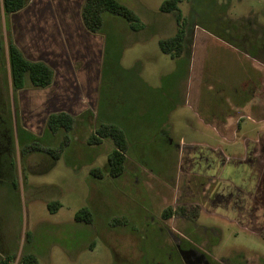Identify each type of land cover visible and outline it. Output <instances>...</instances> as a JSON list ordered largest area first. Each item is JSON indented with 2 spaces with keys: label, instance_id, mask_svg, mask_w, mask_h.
<instances>
[{
  "label": "rangeland",
  "instance_id": "374dc122",
  "mask_svg": "<svg viewBox=\"0 0 264 264\" xmlns=\"http://www.w3.org/2000/svg\"><path fill=\"white\" fill-rule=\"evenodd\" d=\"M116 1L140 18L143 30L132 33L123 20L105 14L100 33L90 34L80 20L82 0H28L9 18L0 0V258L11 257L9 264H19L21 254H32L36 264H169L168 241L144 222L149 216L205 257L264 264V0H179L190 72L182 59L159 50L158 41L177 29L173 15L159 12L165 0ZM10 40L28 60L52 69L48 88L26 83L20 92L11 90ZM221 42L246 56L219 48ZM254 65L263 77L250 75L243 88L225 92L217 83L243 86ZM189 87L192 109L204 100L218 120L229 116L225 97L239 92L251 99L241 110L240 130L228 127L222 134L204 125L187 105ZM59 112L74 120L67 134L46 128L48 115ZM100 123L127 134L119 179L107 175L112 143L88 145ZM165 125L174 147L162 145ZM189 146L218 151L209 155L216 164H194ZM237 159L248 161L242 169H250L245 186L251 193L234 211L235 222L212 212L233 204L226 203L225 186L235 180L230 162ZM94 169L101 176L94 177ZM220 196L223 204L212 206ZM50 203L59 206L55 212ZM189 203L203 208L161 218L166 208ZM139 206L148 212L140 210L138 218ZM82 208L92 213L91 224L74 221Z\"/></svg>",
  "mask_w": 264,
  "mask_h": 264
},
{
  "label": "trees",
  "instance_id": "16d2710c",
  "mask_svg": "<svg viewBox=\"0 0 264 264\" xmlns=\"http://www.w3.org/2000/svg\"><path fill=\"white\" fill-rule=\"evenodd\" d=\"M27 2L28 0H2L4 16L9 18L13 14L18 13L19 11L24 9ZM178 3L179 0H165L159 6V12L164 14H171L174 16L177 29L174 35L166 39H160L158 41V47L163 54L168 55L170 58L178 60L182 59L184 63L186 62V64H188L189 59L185 57L183 58L187 51V22L182 18L181 13L179 12L177 6ZM105 14L123 20L127 26V29L132 33H138L145 27L140 18L132 10L120 4L116 0H82L80 20L84 29L88 33L94 35H98L100 33ZM222 40L229 43L226 37ZM7 59L11 90L14 93L22 91L25 88L26 83H28L33 89L38 90L46 89L51 85L53 81L52 69L42 61L28 60L24 56L20 48H18L11 40L9 41L7 47ZM73 123V118L64 112L52 113L48 115L46 119V128L52 134H55L58 131H63L65 134H67L71 130ZM126 137V132L121 130L116 125H104L100 123L97 127H95L92 135L88 140V145L95 146L100 145L102 141L106 140L112 143L113 148L106 157L107 175L111 179H119L124 173L127 154ZM60 151L61 150H58L56 152L59 153ZM2 153H4V150L1 151L0 155ZM209 155L214 156L215 154H212L208 149L205 148L195 149V157L197 160H210V162L212 161V164H216L214 158L210 157ZM8 161L10 167H13V161L10 159ZM224 166H226V164H224ZM214 168L216 169L215 166ZM249 170V168H240L238 171H236L235 180H232V183L230 185L225 186V188L230 189L228 194L226 195V203H228L227 205H229V202L233 203L229 206L231 207L230 210H214L213 213L218 216L227 218L230 221L237 222V216L235 215V212H240V210H242L244 207V203L246 205V201L250 199L248 198V196L249 193H251V190L247 189L245 186V173L249 174ZM91 174L94 177L101 176L100 171L97 169L91 170ZM186 205L182 204L180 206H176L175 208H166L161 213V218L163 220H168L174 214L177 216L184 215L182 213L186 207H197L198 209L201 208L196 204L191 205V203H189ZM58 207L59 206L56 203H50L47 205L48 210L52 212H55ZM92 219V213H90L86 208L78 210L74 215V221L77 223L91 224ZM10 260L11 257L7 256L0 261V264H9ZM36 263V258L32 254H21L19 256V264Z\"/></svg>",
  "mask_w": 264,
  "mask_h": 264
},
{
  "label": "crops",
  "instance_id": "0c3cea01",
  "mask_svg": "<svg viewBox=\"0 0 264 264\" xmlns=\"http://www.w3.org/2000/svg\"><path fill=\"white\" fill-rule=\"evenodd\" d=\"M222 46L231 49L232 51L236 52V54H238V55L246 56L244 53H241V51H239L237 48L232 47L231 45H228V44L225 45L224 42H221L220 46H218V47L222 48ZM185 65H186V69L190 72V70H191L190 59L188 61V64H186V62H185ZM263 70L261 68L259 70L258 68L255 67V65H254V67L250 68L248 70V72L245 73L246 75L244 76V83L242 84L243 86H241L240 84L239 85H237V84L229 85V84L223 83L222 81H219V80L217 81V83L220 84V86L223 87L224 91L226 90L225 92L236 90V89L245 87V84L247 82H250L249 79L246 80V78L250 77V75L252 76L254 74L255 75L258 74V75H256V78H257V80H259L258 78L263 77V76H259L262 73ZM253 82H256V79H254ZM190 91L191 90H190V87H189L188 88L189 97H188V100H187V105L190 107L191 111L193 110V113L195 114V116L204 125L211 126V127H213L214 130H216L217 133H222V134H223V132L226 134V132L228 131V127H230L229 128L230 131H234V130L238 131V130H240V127H241V124H242V121H243V118H242V115H241V110L246 108L248 105H251V99H250V101L247 100L246 98L244 100H242V98H240V96H239V92H238V94H236V96L234 94H232L230 97H225L224 104L226 105V107H224V108H226L225 112L229 116L221 118V116H219L216 112H214L221 119V120H218L219 118H215V117L213 118L212 113L210 112L211 104L207 103L204 100H199L198 104H197V107L192 109V107H191L192 105H190V96H191L190 95V93H191ZM235 98H236V100H235ZM231 112H233V113L231 114ZM228 120H231L233 122L230 125L227 126ZM168 130H169V127L166 126V125L162 128V139H161L162 145L168 146V147H174V144L170 140V137H169V134H168V132H169ZM245 146H246V153H247L248 146H250V144L247 143ZM175 147L176 148H179V147L181 148L183 146H175ZM188 148H190L192 150L191 154H192V159H193L194 164H199L200 166L202 164L201 163L202 161L200 159H198V160L196 159V157H195V149H197V148L208 149L212 154H215L214 155L215 157H216L217 154H219L218 151L211 150V149H209L207 147H204V146H189ZM245 160L246 159H244V160H240V159L231 160L232 162H230L231 163L230 167H232L233 170L238 171L239 168L248 166V161H245ZM206 162L207 161H203V163H206ZM226 162L227 161H225L224 164ZM220 197H221V199H219L220 203H218L217 207H220V205H222L223 202H224L222 200L223 196H220ZM196 204H198V203H196ZM212 206H216V205H212ZM201 208H203V207H201ZM215 210H216V208H215ZM212 214L216 215L213 212H212ZM216 216H218V215H216ZM189 224H191V223H189ZM0 246H1V244H0ZM0 249H1V247H0ZM0 257H1V250H0ZM5 257H7V256H5ZM5 257H3V258H5ZM3 258H0V261L3 260Z\"/></svg>",
  "mask_w": 264,
  "mask_h": 264
},
{
  "label": "flooded vegetation",
  "instance_id": "af4514ba",
  "mask_svg": "<svg viewBox=\"0 0 264 264\" xmlns=\"http://www.w3.org/2000/svg\"><path fill=\"white\" fill-rule=\"evenodd\" d=\"M210 203L213 205H217L218 203H220L219 198L214 197L213 202ZM140 210L148 212V208L144 206H139V209H136V211L134 212L136 214V217L138 218L141 217ZM148 217L149 216L145 217L144 222L149 223L151 221L155 225L156 232L158 233V235L162 238L167 239L168 241V248L170 250V254L167 259L169 260V264H234L232 260H226L221 262L218 259L211 258L210 255H207L205 257L204 254L198 253V246L195 245V243L191 241L175 239V236H173L171 232L172 229L169 226H167L163 222H161L160 224L157 222L154 223L152 219H149ZM139 226L142 227L143 232H145L146 234L148 233L146 227L147 224H145V227L142 224ZM145 237L147 238V236ZM181 253H183L184 256H182Z\"/></svg>",
  "mask_w": 264,
  "mask_h": 264
},
{
  "label": "water",
  "instance_id": "95a60500",
  "mask_svg": "<svg viewBox=\"0 0 264 264\" xmlns=\"http://www.w3.org/2000/svg\"><path fill=\"white\" fill-rule=\"evenodd\" d=\"M187 253H189V252H187ZM181 255L184 256L183 253H181Z\"/></svg>",
  "mask_w": 264,
  "mask_h": 264
}]
</instances>
